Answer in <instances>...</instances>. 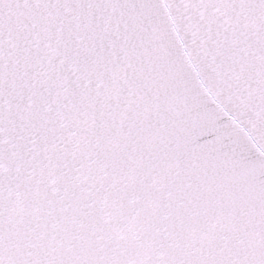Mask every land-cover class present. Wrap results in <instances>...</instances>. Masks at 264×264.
Returning a JSON list of instances; mask_svg holds the SVG:
<instances>
[{"label": "snow or ice", "instance_id": "obj_1", "mask_svg": "<svg viewBox=\"0 0 264 264\" xmlns=\"http://www.w3.org/2000/svg\"><path fill=\"white\" fill-rule=\"evenodd\" d=\"M0 264H264V0H0Z\"/></svg>", "mask_w": 264, "mask_h": 264}]
</instances>
